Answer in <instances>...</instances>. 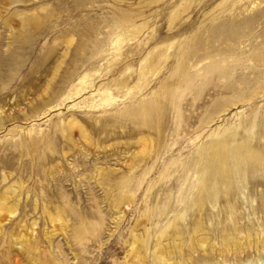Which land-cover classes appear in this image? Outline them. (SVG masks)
I'll return each instance as SVG.
<instances>
[{
  "label": "rangeland",
  "instance_id": "1",
  "mask_svg": "<svg viewBox=\"0 0 264 264\" xmlns=\"http://www.w3.org/2000/svg\"><path fill=\"white\" fill-rule=\"evenodd\" d=\"M250 130L260 149L264 0H0V264H200L210 240L208 264H264L246 239L221 260V206L161 233Z\"/></svg>",
  "mask_w": 264,
  "mask_h": 264
},
{
  "label": "bare ground",
  "instance_id": "2",
  "mask_svg": "<svg viewBox=\"0 0 264 264\" xmlns=\"http://www.w3.org/2000/svg\"><path fill=\"white\" fill-rule=\"evenodd\" d=\"M253 126L254 125H252V127ZM249 133L250 138L246 139L241 144L232 147L231 156H228V154L225 152L226 147L223 143H213L210 145L214 158L212 157L213 163L211 164L212 167L209 173L204 176L203 182L201 183L200 177L197 175V173H193L191 176L187 177V180L190 182L188 189L181 190L182 193L177 195L175 201L171 204H168L169 211L177 210L180 207V213H175L174 219L162 229L161 233L165 231L167 227L172 226L173 224L171 223H174L177 219H186L185 214L189 210L194 212L197 210L196 213L198 215L193 213L195 219L197 216H201L200 212L205 209V204L210 203L212 208L214 207L213 209H215V206H221L220 208L225 211L224 215L226 214L228 217V219H226L227 222L224 221V224H222V222L220 223L222 226L220 228L221 232L219 235L222 243L221 250L223 251V247L225 249L223 252L221 251V260L223 262L227 261L225 256L229 253L228 250L230 247H234V253L236 255L241 253L243 240L245 239L249 244V247H252L253 242L256 244V250H259L258 257L260 256V251L264 253V217L258 218L257 223H253L251 226L239 224L240 221L237 218V203L239 198H244L242 201L245 203L250 202L252 205L256 201L255 190H252V187L248 189V177L252 178V185H262V189L258 192V194H260V197L263 201L262 203H264V142L262 143L263 145H261L260 149H256L254 146H252L250 140L254 133L251 130ZM7 192H9V190L5 193ZM1 198L7 204L5 194L2 195ZM19 201L20 199L16 196L14 198V203L16 202L17 204ZM206 206H208V204ZM220 208L218 211L221 210ZM261 211L264 216V206L263 210ZM163 214H168V212L166 213V211H164ZM176 222L175 225L172 226L174 227V234L176 236H181L184 233V229L182 225ZM194 225L195 227L193 231L195 234V241L205 242L210 240L208 231L204 230V227L200 221L195 220ZM244 230L245 235L242 234ZM139 235L142 240L145 239L146 234L144 231L140 232ZM165 240L166 241L164 244L169 245V242L171 241H168L167 239ZM208 243L209 244L206 248H209L203 252V261H201L200 264H208L209 261L207 260V257L214 251V241L211 242L210 240ZM164 244L159 241L157 242V246L159 245L160 247H163ZM181 263L179 262L176 264Z\"/></svg>",
  "mask_w": 264,
  "mask_h": 264
}]
</instances>
